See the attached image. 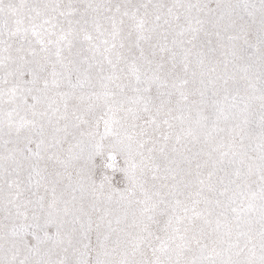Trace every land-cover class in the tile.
<instances>
[{
  "label": "snow or ice",
  "instance_id": "1",
  "mask_svg": "<svg viewBox=\"0 0 264 264\" xmlns=\"http://www.w3.org/2000/svg\"><path fill=\"white\" fill-rule=\"evenodd\" d=\"M0 264H264V0H0Z\"/></svg>",
  "mask_w": 264,
  "mask_h": 264
}]
</instances>
